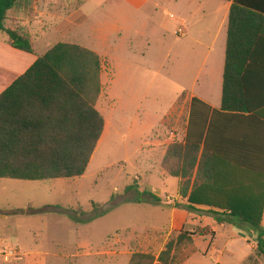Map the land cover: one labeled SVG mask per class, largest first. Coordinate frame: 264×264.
Returning <instances> with one entry per match:
<instances>
[{
  "label": "rangeland",
  "instance_id": "rangeland-1",
  "mask_svg": "<svg viewBox=\"0 0 264 264\" xmlns=\"http://www.w3.org/2000/svg\"><path fill=\"white\" fill-rule=\"evenodd\" d=\"M111 1L50 2L57 17L66 7L84 4L74 14L76 34L98 44V39L105 41L101 52L108 57L99 56L95 105L104 127L82 177L0 180V211L5 214L0 218V264H128L136 252L157 256L172 232L181 229L194 236L190 245L178 248L173 264H264L247 244L252 241L247 226L242 228L245 237L229 223L217 224L207 210L174 206L181 203L179 197L175 200L179 182L162 169L165 151L159 142L167 146L185 126L186 94L175 102L185 86L172 72V66L185 61L164 57L169 44L160 45L162 53L151 54L149 47L159 48L150 42L152 22L140 13L119 15ZM39 4L41 12L49 9L46 0ZM54 19L50 44L60 41ZM197 62L190 61V73ZM56 206L59 210L52 211ZM78 208L90 221L77 223L68 214L67 209ZM174 208L177 225L169 228ZM225 243L229 246L222 248Z\"/></svg>",
  "mask_w": 264,
  "mask_h": 264
},
{
  "label": "trees",
  "instance_id": "trees-1",
  "mask_svg": "<svg viewBox=\"0 0 264 264\" xmlns=\"http://www.w3.org/2000/svg\"><path fill=\"white\" fill-rule=\"evenodd\" d=\"M224 1L231 5L220 109L192 98L186 135L167 145L161 166L179 179L181 203L175 207L206 208L217 224L247 226L253 252L264 260V91L256 89L264 81V0ZM16 4L0 0V31L12 48L33 54L26 36L3 26ZM100 70L96 53L59 42L0 94V179L46 182L84 175L104 127L95 108ZM67 211L77 223L90 221L82 208ZM193 236L174 231L157 256L136 252L128 264H173L178 248Z\"/></svg>",
  "mask_w": 264,
  "mask_h": 264
},
{
  "label": "crops",
  "instance_id": "crops-1",
  "mask_svg": "<svg viewBox=\"0 0 264 264\" xmlns=\"http://www.w3.org/2000/svg\"><path fill=\"white\" fill-rule=\"evenodd\" d=\"M40 1L20 0L19 2L17 0L16 6L6 14L4 28L17 29L26 36L32 44L33 54L12 48L8 43L7 36L0 31V94L15 79L24 74L39 56L59 42L76 44L93 51L98 56L108 57L101 52L104 40L98 39L101 43L98 44L83 40L76 34L75 26L78 17H75L74 14L76 15L84 4L72 10L66 7L57 17L51 8L53 7L50 3L52 0H46L49 9L43 12L40 11ZM110 3L114 5L112 9L119 15L124 16L127 13L132 14V12L140 13L152 22L153 31L150 42L157 44L159 48L149 47L150 51H153L151 54H160L165 49V58L185 61L177 68L172 66L173 75L177 76V81L185 86L183 89V94L187 96L183 101L185 104H188L192 98H196L210 109H220L230 2L224 0H113ZM54 18H58L60 41L50 44L52 27H54L52 23L56 21ZM155 38L158 39L157 42H155ZM162 44H169L170 48L162 49L160 47ZM190 61H199L191 73L190 70L193 69V66ZM256 85L257 90L264 91V81L259 80ZM180 96L175 101L176 103ZM262 97L264 100V96ZM260 113L264 115V107ZM186 126L187 122H185L181 135L173 136V141L181 142L183 140L186 135ZM159 144V147H163L166 151L165 143L159 142ZM178 197L179 183L175 200ZM197 209L206 210L201 207ZM177 211L178 209L174 208L172 225L169 228L177 225L174 218L179 215L176 213ZM185 213L189 216V213ZM0 214V218L4 219V212L0 211ZM261 224L264 228V209ZM180 227H183V223ZM233 228L237 229L234 226ZM242 228L245 227L242 226L238 229L240 234L245 236ZM228 243H225L222 248L229 246ZM247 244L253 251L254 241ZM1 249L4 252L3 247Z\"/></svg>",
  "mask_w": 264,
  "mask_h": 264
},
{
  "label": "built area",
  "instance_id": "built-area-1",
  "mask_svg": "<svg viewBox=\"0 0 264 264\" xmlns=\"http://www.w3.org/2000/svg\"><path fill=\"white\" fill-rule=\"evenodd\" d=\"M11 255H12V252H9V253H8V256H11Z\"/></svg>",
  "mask_w": 264,
  "mask_h": 264
}]
</instances>
